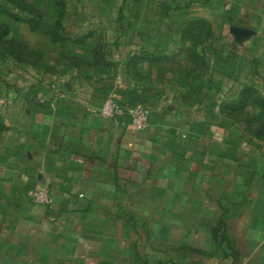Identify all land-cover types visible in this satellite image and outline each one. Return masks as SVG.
Listing matches in <instances>:
<instances>
[{
  "label": "rangeland",
  "instance_id": "rangeland-1",
  "mask_svg": "<svg viewBox=\"0 0 264 264\" xmlns=\"http://www.w3.org/2000/svg\"><path fill=\"white\" fill-rule=\"evenodd\" d=\"M87 1L84 0L85 5ZM98 1L101 0H90ZM34 2L43 15L39 31L32 34L25 25H17L12 30V36L19 38L26 50L25 55L16 60L12 55L5 56L6 52L0 49V75L19 87L27 116L33 115L32 103L51 107L69 101L67 86L72 87L78 81L103 90L104 97L96 93V99L103 102L110 99L107 97L114 88L127 84L120 78L112 54L113 49L121 48L112 41L125 39V35L136 36L139 32L143 35L146 22L160 23L161 29L181 37L179 29L183 23L201 19L208 21L211 27H202L200 44L194 45L188 39H182L179 44L189 71L188 84L184 86L187 70L180 66L171 69L174 72L171 83H164L171 91L176 87L180 92L174 105L164 111L167 116L173 113L170 115L175 120L173 124L168 123L167 116L161 120L164 132L170 135L168 144L163 147L161 156L151 158L152 163L162 166V174L155 175L160 180L161 174L168 184L164 188L167 200L159 201L163 196L158 187L152 190L158 201L152 197L151 212L145 210L149 207L146 203L132 205L137 210L122 207L121 216L112 226L110 224V230L120 242L108 236L102 251L96 250L95 255L75 257L74 253L63 249L64 239L56 233L35 239L41 244L33 245L27 233L18 244L10 241L3 244L6 247L3 250L0 247V264H264V111L251 106L244 113L223 110V103L236 100L244 85L258 87L260 95H264V8L260 9V0H102L104 6L98 8L103 10H90L86 6L83 9V0H61L63 4H52L50 0ZM162 4H171V10L163 14L160 12ZM191 7L197 10L193 14ZM150 15L152 18L148 19ZM59 20L65 38H79L88 32L93 34L91 37H103L106 44L95 50L103 59L91 61L94 43L76 45L51 41L50 32ZM230 27H249L256 33L237 44L229 32ZM125 45L121 43V47ZM193 45L198 55L204 57L203 61L195 62L190 58ZM255 61L259 76L254 75ZM106 63L112 68L104 69ZM124 66L127 74H131L127 62ZM214 74L223 83L217 92L211 83ZM126 79L131 81L129 87L138 89L146 85L144 80L140 83V79L131 75ZM110 81H114L113 88L101 87L102 82ZM190 82L194 89L188 88ZM1 85L0 99L17 98L16 92H3ZM163 90L165 94L170 92L164 87ZM111 99L122 107L144 105L152 117L155 115L149 99L131 98L126 103ZM250 112H254L255 119L249 118ZM178 136L186 137L183 141H187V146L174 142L172 138ZM203 145L209 147L211 153L202 151ZM212 151H216L217 157ZM211 164L214 167L211 168ZM225 164L231 165L226 172ZM28 193L27 201L37 206ZM8 210L16 211L17 207L8 206ZM13 224L10 223L12 229ZM197 231L210 236L209 240H204L207 241L203 251L198 246L203 239L198 238V242L195 239ZM70 242L71 246L75 245L74 241Z\"/></svg>",
  "mask_w": 264,
  "mask_h": 264
},
{
  "label": "crops",
  "instance_id": "crops-1",
  "mask_svg": "<svg viewBox=\"0 0 264 264\" xmlns=\"http://www.w3.org/2000/svg\"><path fill=\"white\" fill-rule=\"evenodd\" d=\"M24 1L42 13L35 0ZM50 1L52 4L61 2V0ZM172 1L175 0H169ZM260 2L262 3L260 9H263L264 0ZM0 5L21 17V21H17L8 14H0V27L8 26L10 29L7 39L21 42L19 38L12 36V30L17 28V25L27 26L32 34L39 31L40 28L35 32L32 31L30 24L25 21L26 18L32 17L31 15L20 12L7 0H0ZM99 5L104 6L102 0L95 3L88 0L86 5L84 0L82 2L83 9L86 6L94 10ZM171 8V4H162L160 12L166 14L167 9L171 10ZM190 10L191 14L197 11L193 7ZM160 12L158 17L161 16ZM153 17H156V13ZM151 18L152 15L148 19ZM192 22L194 20L183 23L179 29L180 33ZM229 32L237 44L248 40L256 33L249 27H230ZM88 33L81 35L85 37L83 45L94 43L91 48V61L99 58L97 61L100 62L103 55L95 52L106 42L103 37L96 35L91 37L93 34ZM124 38L112 41L121 48V50L113 49L112 54L113 59L117 61L116 69L121 75L120 78L127 84L126 86L119 84V88H114L107 98H117L122 103L130 102L131 98L149 99L152 102L150 104L151 108L153 107L152 113L154 112L155 115L152 117L150 112L149 125L144 131H137L130 124L128 115L115 120L104 118L100 114L104 102L95 98L96 93L103 98L104 91L92 84H82L81 81L70 86L71 88L67 86L70 89L69 101L50 105L51 107L32 103L33 115L27 116L26 102L19 94V87L10 84L0 75V83L4 87L2 91L5 93L6 90L13 91L17 96L15 100L0 99V247L2 250L6 248L3 244H8L10 241L18 244L27 233L33 239V245L41 244V241L35 239H44L56 233L64 239L63 249L74 253L75 257L81 254L85 257L89 254L95 255V252H98L96 250L102 251L108 242V236H112L111 240L116 239L118 243L120 242L119 237H114V231L110 230V224L112 226L121 216L122 207L137 210L136 206L132 207V205L146 203L149 207H145V210L151 212L152 197L158 201L152 190L158 187L161 188L160 196H163L159 201L162 203L167 200L164 188L168 184H165L161 178L162 166L159 163H152L151 158L161 156L163 147L168 144L170 135L164 132L161 120L167 116L164 114L165 109L174 105L179 99L178 88L175 87L171 91L164 84H170L171 79H174V72L171 69L178 66L185 68L187 73L184 75V86L188 84L189 71L183 61L184 51L179 50L183 38L180 34H171L169 30L161 29L160 23L156 24L153 21L146 22L143 35L139 32L136 36L125 35ZM75 39L66 38L65 43ZM122 42L126 44L124 47H121ZM127 49L128 51L125 52ZM133 56L137 58L129 63L131 74H128L146 83L138 89L127 86L131 81L126 79L129 75L124 65L126 62L128 64ZM105 58L109 57L106 55ZM108 63L104 66L106 70L112 68L107 66ZM256 63L257 61L255 66L257 65L258 68ZM91 66L95 67V65ZM212 77V80H217L215 74ZM190 83L188 88L194 89L193 83ZM103 86L113 88L114 81L102 82L101 87ZM163 87L166 92L167 90L170 92L165 94ZM211 94L213 97L215 91ZM19 96L22 98L19 99ZM205 96L210 98L209 94ZM170 115L167 116V121L173 124L175 120ZM185 138L178 136L172 139L177 145L184 144L185 147L188 144L187 141H183ZM198 147L200 148L199 144ZM201 149L211 153V149L205 145ZM214 156L217 157L216 154ZM230 166L225 164L224 171L226 172ZM210 167L214 165L211 164ZM156 173H161L160 180ZM154 175L156 178H153ZM43 185L51 187L54 193V204L50 208L34 207L27 201L28 191ZM8 206L17 207V210L9 211ZM10 223H14L15 228L12 229ZM208 236L204 231H197L195 234L197 242L198 238L203 239V243L198 245L202 251L206 248L205 242L210 239ZM205 239L207 240L204 241ZM70 240L75 242L74 246L70 245L72 243ZM42 246L47 244L42 243Z\"/></svg>",
  "mask_w": 264,
  "mask_h": 264
},
{
  "label": "trees",
  "instance_id": "trees-1",
  "mask_svg": "<svg viewBox=\"0 0 264 264\" xmlns=\"http://www.w3.org/2000/svg\"><path fill=\"white\" fill-rule=\"evenodd\" d=\"M12 4L14 8H17L20 12H25L29 16L31 15L32 17L26 18L25 21L30 24L31 30L32 31H37L40 28V25L43 21V15L40 11L34 9L32 6H30L28 3H26L24 0L21 1H16V0H7ZM59 3V1H58ZM59 4H62L61 2ZM63 11L64 9L62 8L60 10V19L63 17ZM5 13L10 15L11 17H15L17 21H21V17L18 15H15L14 13L8 11L5 7L0 5V14ZM204 27H211V24L208 21H202V20H196L184 28L182 31V38L183 39H188L192 40L194 42V45L200 44V39L199 36L202 35L203 31L202 29ZM59 32H58V30ZM9 27L8 26H1L0 27V49H2L4 52H6L5 56L7 55H12L13 58L16 60H21V56L26 53L25 49L21 46V43L15 40L7 39V35L9 34ZM62 27H61V20H59L55 28L50 32V39L54 43H65L66 38L62 35ZM202 40V39H201ZM73 44H85V37H80L75 40H71ZM193 45V48L189 51V56L194 60L195 62H198L199 60L203 61L201 58L204 59L203 56L198 55L197 49ZM25 55V54H24ZM137 57L133 56L130 58L129 63L134 61ZM144 58V57H143ZM142 58V59H143ZM40 58L36 61L38 63ZM96 62L99 60V58H95ZM35 63V64H36ZM257 64V63H256ZM255 71L254 74L255 76H259L260 73L258 72L257 65L255 66ZM211 83L216 87V92L219 91L222 87V82L220 81H214L212 80ZM225 104L223 106V110H232L233 112H242L251 106L252 108H258L262 111H264V95H260V89L257 87L249 86V85H244L239 97L234 100L231 103H223ZM249 118L255 119L254 117V112L253 113H248L247 114Z\"/></svg>",
  "mask_w": 264,
  "mask_h": 264
},
{
  "label": "built area",
  "instance_id": "built-area-1",
  "mask_svg": "<svg viewBox=\"0 0 264 264\" xmlns=\"http://www.w3.org/2000/svg\"><path fill=\"white\" fill-rule=\"evenodd\" d=\"M100 114L106 119H113L128 115L130 124L137 131H144L149 125V109L144 105L134 107H122L114 99H107L100 110ZM30 200L37 206L50 208L54 204V193L51 187L43 185L29 191Z\"/></svg>",
  "mask_w": 264,
  "mask_h": 264
}]
</instances>
